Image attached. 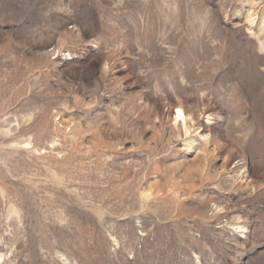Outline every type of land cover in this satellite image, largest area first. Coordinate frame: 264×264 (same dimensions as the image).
Returning <instances> with one entry per match:
<instances>
[{
  "label": "rangeland",
  "instance_id": "1",
  "mask_svg": "<svg viewBox=\"0 0 264 264\" xmlns=\"http://www.w3.org/2000/svg\"><path fill=\"white\" fill-rule=\"evenodd\" d=\"M0 264H264V0H0Z\"/></svg>",
  "mask_w": 264,
  "mask_h": 264
},
{
  "label": "bare ground",
  "instance_id": "2",
  "mask_svg": "<svg viewBox=\"0 0 264 264\" xmlns=\"http://www.w3.org/2000/svg\"><path fill=\"white\" fill-rule=\"evenodd\" d=\"M176 115H177V117L184 118L183 111L181 110L180 107H177V108H176Z\"/></svg>",
  "mask_w": 264,
  "mask_h": 264
}]
</instances>
